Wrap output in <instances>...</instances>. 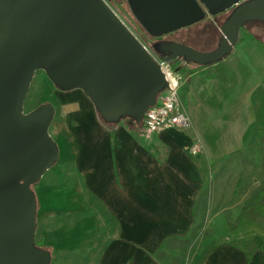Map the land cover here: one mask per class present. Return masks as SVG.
<instances>
[{
    "label": "water",
    "instance_id": "obj_1",
    "mask_svg": "<svg viewBox=\"0 0 264 264\" xmlns=\"http://www.w3.org/2000/svg\"><path fill=\"white\" fill-rule=\"evenodd\" d=\"M152 38L231 10L216 48L156 41L153 56L106 0H0V264H51L35 244L37 196L32 186L59 160L50 134L55 106L25 112L38 71L57 89H81L109 124L143 123L167 87L162 64L181 58L216 63L234 51L240 28L264 24V0H127ZM176 72V70H175Z\"/></svg>",
    "mask_w": 264,
    "mask_h": 264
},
{
    "label": "crops",
    "instance_id": "obj_2",
    "mask_svg": "<svg viewBox=\"0 0 264 264\" xmlns=\"http://www.w3.org/2000/svg\"><path fill=\"white\" fill-rule=\"evenodd\" d=\"M228 59L222 61H229L225 64V80L207 77L202 71L209 67L182 76L180 96L190 127L167 129L151 140L142 139L122 121H101L83 90L55 89L54 97L64 111L63 125L57 132L63 146L57 162L58 183L38 188L36 195L48 225L57 227V236L73 238L75 228L88 226L89 233L84 237L92 244L98 242L99 227L105 228V264H129L131 259L134 264H145L164 243L187 236L197 212L211 209L208 198H204L210 193L209 166L211 161L222 165L227 150L218 149L222 144L215 140L217 130L228 125L239 131L245 113L247 122L254 120L251 107L248 112L243 107L239 112L237 106L226 108L228 102L236 103L241 97L235 93L243 79L237 76L238 68L243 63L249 66V60ZM247 88L250 94L253 87ZM54 106L55 120L60 107ZM241 129L239 145L237 139L229 147L243 144L249 129L247 125ZM194 146L204 155L193 153ZM55 196L57 207L53 205L55 200L51 201ZM256 241L250 260L242 240L228 237L210 247L194 264H264V242L260 238Z\"/></svg>",
    "mask_w": 264,
    "mask_h": 264
},
{
    "label": "rangeland",
    "instance_id": "obj_3",
    "mask_svg": "<svg viewBox=\"0 0 264 264\" xmlns=\"http://www.w3.org/2000/svg\"><path fill=\"white\" fill-rule=\"evenodd\" d=\"M106 1L135 35L143 43H148L151 46L150 36H147L136 22L127 0ZM230 13L231 10L217 16H207L203 21L179 30L178 37H176V34L172 35V33L158 39L183 43L200 51L213 50L221 39L220 26ZM244 26L255 38L261 40L263 45H257L258 41L252 39L248 42L245 41L242 46L234 48L235 54L231 55L228 60L232 62L242 58L249 60V66L245 67V63H243L238 68L237 76L243 79L235 87V93H240L241 97H237L236 103L230 104L228 102L226 108H228L227 110L236 109L237 106L236 112H239V109L243 107L246 110L245 112H248L251 107L254 120H252L253 122H247L248 116L245 113V116L242 114L239 131L235 132L229 129L228 125L217 130L215 140L216 142L221 140L222 144V147L218 149L227 150L222 165L218 161H211L209 166L210 193L204 198H208L211 209L207 212H197L198 216L194 226L187 236L164 243L157 253L151 258H147L145 264H194L210 247L228 239L227 227L234 222L244 204L264 188V24L260 21H249ZM222 61L217 65L203 69L202 72L207 77L216 76L223 79L229 61H226V65ZM183 64H185V61L181 58L176 59L170 65V69L175 72V69ZM249 85L253 87L250 94L246 93ZM55 89L57 87L50 82L46 74L43 71H38L25 99L24 111L29 112L35 109L39 102H49L53 105L55 103L57 108L60 107L59 100L54 97ZM63 112L60 107L50 127V134L56 141L59 153L62 152L61 154H63V146L61 139L57 137V132L63 125ZM246 125L249 132L245 135V139L243 138V144L240 147L230 146V148L229 145H232L239 138V134L243 132L241 127L244 128ZM236 142L239 145V139ZM201 153L202 150L200 149L196 154ZM203 153L202 155H204ZM59 170V164L53 165L45 173L37 189L56 186L58 183L56 175ZM55 194H57L56 191ZM55 198L56 196L52 197L51 201H54ZM205 202H207L206 199ZM53 203L57 207L58 202L55 200ZM45 205L44 203L43 206ZM37 219L36 239L43 242V246L51 252V264H105L104 256L107 246L105 228L100 229L99 227L98 242L90 244L88 239L85 240L84 237L85 232L89 233L88 226H84L87 227V230L82 225L75 228L76 231L73 234L76 236L73 238L66 237L64 240L63 236L56 235V226L48 225L40 204ZM79 228L81 233L78 230ZM49 231L55 232L51 236ZM91 233L95 238L94 228ZM129 264H134V261L131 259Z\"/></svg>",
    "mask_w": 264,
    "mask_h": 264
},
{
    "label": "trees",
    "instance_id": "obj_4",
    "mask_svg": "<svg viewBox=\"0 0 264 264\" xmlns=\"http://www.w3.org/2000/svg\"><path fill=\"white\" fill-rule=\"evenodd\" d=\"M179 32L178 31L174 32L172 35L176 34L177 35L176 37H178ZM144 33L147 36H149L145 31H144ZM252 39H255L256 41L263 43L261 40L255 38L253 36V34L251 32H249L245 28V26L243 25L240 28L239 38H238L236 47H239L245 41H249ZM231 55H233V51L231 53L227 54L224 57V59L230 57ZM222 60H220L216 63H208L206 65H198V64H195L193 62H186L185 64L177 67L175 70L179 76H186V75H189L193 72L201 71V69L204 67H210L213 64H218ZM214 77H216V76H214ZM223 80H225V77H223ZM41 104H43V102H39V104L35 108H37ZM99 118L101 121H103L100 116H99ZM122 122L127 124L129 129L134 130L135 132L140 134V130L142 128L143 123L130 122L129 118L123 119ZM107 124H109V123H107ZM39 183L32 186V189H33V192L35 193V195H36V190H37V187L39 186ZM37 203H38V207H39L40 203H39L38 198H37ZM227 230H228V234H229L230 239H241L242 240V244H243V248L245 250L246 256H247L248 260H250L253 256V253H254L256 247H257V241H256L257 238H260L264 242V188H263V190L259 191L254 196H252V198L244 204L235 224H230L227 227ZM42 243L43 242H41L40 240H37L36 236H35L36 246L39 248H43V249L48 250L47 248H45L43 246ZM50 254H51V252H50ZM51 262H52V255H51Z\"/></svg>",
    "mask_w": 264,
    "mask_h": 264
},
{
    "label": "built area",
    "instance_id": "obj_5",
    "mask_svg": "<svg viewBox=\"0 0 264 264\" xmlns=\"http://www.w3.org/2000/svg\"><path fill=\"white\" fill-rule=\"evenodd\" d=\"M143 44L158 62L162 63V59L152 51L151 46L148 43ZM162 69L167 77V87L158 97L156 105L150 107L145 114L139 134L144 140H151L156 134L167 129H186L190 127V118L184 110L180 96L184 79L171 71L170 65L162 64ZM198 150V146L192 148L193 153Z\"/></svg>",
    "mask_w": 264,
    "mask_h": 264
},
{
    "label": "flooded vegetation",
    "instance_id": "obj_6",
    "mask_svg": "<svg viewBox=\"0 0 264 264\" xmlns=\"http://www.w3.org/2000/svg\"><path fill=\"white\" fill-rule=\"evenodd\" d=\"M151 38V43L153 44L154 42H156V41H163V40H161V39H157L156 40V38H152V37H150ZM166 40V39H165ZM151 44V45H152Z\"/></svg>",
    "mask_w": 264,
    "mask_h": 264
}]
</instances>
